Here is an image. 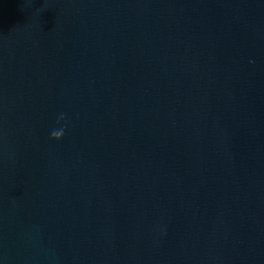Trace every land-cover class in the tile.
Returning a JSON list of instances; mask_svg holds the SVG:
<instances>
[{"label":"water","instance_id":"water-1","mask_svg":"<svg viewBox=\"0 0 264 264\" xmlns=\"http://www.w3.org/2000/svg\"><path fill=\"white\" fill-rule=\"evenodd\" d=\"M0 264H264V0H0Z\"/></svg>","mask_w":264,"mask_h":264},{"label":"clouds","instance_id":"clouds-1","mask_svg":"<svg viewBox=\"0 0 264 264\" xmlns=\"http://www.w3.org/2000/svg\"><path fill=\"white\" fill-rule=\"evenodd\" d=\"M63 118H64L63 116L60 117V119H63ZM57 122H59V120ZM63 135H64L63 129H61V130H53L51 132V138L56 139V140L61 139L63 137Z\"/></svg>","mask_w":264,"mask_h":264}]
</instances>
